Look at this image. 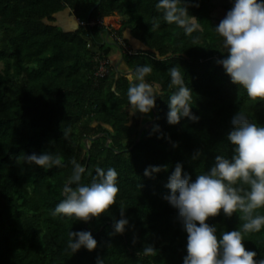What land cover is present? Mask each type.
Listing matches in <instances>:
<instances>
[{"label": "trees", "instance_id": "1", "mask_svg": "<svg viewBox=\"0 0 264 264\" xmlns=\"http://www.w3.org/2000/svg\"><path fill=\"white\" fill-rule=\"evenodd\" d=\"M156 3L0 0V264H96L97 258L103 264H182L187 233L163 198L170 191L168 177L177 163L195 179L215 156L230 159L231 116L241 112L264 126V101L248 97L216 63L225 55L199 2L187 4L199 24L188 34L165 22ZM62 17L105 22L109 39H119L132 54L117 41H106V31L97 25L62 29ZM110 46L118 49L119 59ZM144 64L152 66L146 80L159 85L156 106L145 117L131 112L126 95L128 77ZM172 66L192 90L196 122L187 117L175 125L167 122ZM45 151L58 155L61 166L44 169L25 162V156ZM73 161L82 169L81 184L99 181L98 169L117 172L116 204L87 222L52 215L65 186L76 187L69 183ZM150 165L161 171L145 176ZM121 208L128 225L116 234L113 223ZM256 214L264 215V207ZM241 217L221 210L206 223L216 227L219 238L239 230ZM70 230L91 232L97 247L71 255L66 251ZM242 236L246 250L264 257V227ZM149 245L154 250L146 255L143 248Z\"/></svg>", "mask_w": 264, "mask_h": 264}, {"label": "clouds", "instance_id": "2", "mask_svg": "<svg viewBox=\"0 0 264 264\" xmlns=\"http://www.w3.org/2000/svg\"><path fill=\"white\" fill-rule=\"evenodd\" d=\"M156 8L162 12L163 20L182 27L186 34L199 28L198 19L189 14L186 0H157ZM154 23L152 27H157ZM222 37V50L227 54L216 63L221 65L233 84L242 86L248 97L264 101V0H232V7L214 27ZM152 72L150 64L139 65L129 76L126 90L128 108L149 114L156 106L159 85L149 83L146 77ZM169 88L174 89L168 98L167 122L175 125L184 117L196 122L199 117L191 112L192 90L185 84L184 76L176 66L168 69ZM227 140L233 145L231 158L217 155L207 172L193 179L177 163L165 185L170 191L163 198L176 209L177 218L187 233L186 255L182 264H264V257H257L253 250H246L242 233L258 232L264 227V215L256 210L264 207V126H257L249 118L235 112L229 120ZM155 128H159L158 125ZM200 153L197 152L196 156ZM25 162L51 169L61 166L58 155L50 152L32 153ZM99 181L81 184L82 169L73 161V175L66 185L64 198L56 204L52 215L73 217L87 222L105 213L116 204L118 186L117 172L109 167L98 169ZM161 171V166L150 165L145 176ZM247 185V188H243ZM231 217L242 214L245 221L239 230L224 231L217 238L215 226L206 223L209 217L221 213ZM121 218L113 223V232L122 234L128 225L124 209ZM66 251L72 254L84 248L92 251L97 241L87 230L69 231ZM152 246L143 248L144 254L153 252ZM96 264H103L97 258Z\"/></svg>", "mask_w": 264, "mask_h": 264}, {"label": "flooded vegetation", "instance_id": "3", "mask_svg": "<svg viewBox=\"0 0 264 264\" xmlns=\"http://www.w3.org/2000/svg\"><path fill=\"white\" fill-rule=\"evenodd\" d=\"M199 2L202 12L206 15V25L215 31L214 27L218 25L220 20L226 15V12L232 7V0H186V4L190 2ZM217 47L221 54L226 55L227 50L223 49L222 37L218 34ZM127 40L130 44H134L129 32H127Z\"/></svg>", "mask_w": 264, "mask_h": 264}, {"label": "built area", "instance_id": "4", "mask_svg": "<svg viewBox=\"0 0 264 264\" xmlns=\"http://www.w3.org/2000/svg\"><path fill=\"white\" fill-rule=\"evenodd\" d=\"M74 23L76 24V26H82V27H90V26H93V25H97L101 28H103V31H106L104 36H105V40L107 41L109 39V35L107 33L108 31V25L105 23V22H102V21H91V22H81V20L79 18H74L73 19ZM112 40L109 39L110 42H115L117 41L118 44L125 50H127V53L128 54H132V52H130L122 43L119 39L117 38H111Z\"/></svg>", "mask_w": 264, "mask_h": 264}, {"label": "rangeland", "instance_id": "5", "mask_svg": "<svg viewBox=\"0 0 264 264\" xmlns=\"http://www.w3.org/2000/svg\"><path fill=\"white\" fill-rule=\"evenodd\" d=\"M58 24L61 26L62 29L64 30H72L75 27L74 21L72 17H67V18H58ZM111 48V53L114 59H119L120 58V53L118 49H116L114 46H110ZM118 63V62H117ZM147 114H143V117H145Z\"/></svg>", "mask_w": 264, "mask_h": 264}, {"label": "water", "instance_id": "6", "mask_svg": "<svg viewBox=\"0 0 264 264\" xmlns=\"http://www.w3.org/2000/svg\"><path fill=\"white\" fill-rule=\"evenodd\" d=\"M96 6H97V4H95V5L93 6V8H91V9L89 10V12H88V14H87V16H86V19H87V20L89 19V16H90L92 10H93ZM154 121H155V119H154L149 125H152V124L154 123ZM141 130H142V128L140 129V131H141ZM140 131H139V133H140Z\"/></svg>", "mask_w": 264, "mask_h": 264}]
</instances>
